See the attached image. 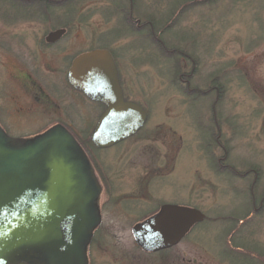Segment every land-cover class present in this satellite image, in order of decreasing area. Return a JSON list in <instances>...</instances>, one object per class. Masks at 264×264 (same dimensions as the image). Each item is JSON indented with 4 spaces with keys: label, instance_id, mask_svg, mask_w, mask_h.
<instances>
[{
    "label": "rangeland",
    "instance_id": "obj_1",
    "mask_svg": "<svg viewBox=\"0 0 264 264\" xmlns=\"http://www.w3.org/2000/svg\"><path fill=\"white\" fill-rule=\"evenodd\" d=\"M59 2L0 0V125L31 137L62 117L80 136L103 189L92 264H264V0ZM94 49L112 53L125 98L149 115L106 150L89 141L102 108L65 88L73 57ZM21 89L62 113L14 119ZM165 204L205 221L145 253L132 229Z\"/></svg>",
    "mask_w": 264,
    "mask_h": 264
},
{
    "label": "water",
    "instance_id": "obj_2",
    "mask_svg": "<svg viewBox=\"0 0 264 264\" xmlns=\"http://www.w3.org/2000/svg\"><path fill=\"white\" fill-rule=\"evenodd\" d=\"M66 33L51 32L46 42L55 44ZM68 80L106 107L91 135L96 148H112L146 125L145 109L124 100L108 50L78 56ZM101 193L87 154L64 127L27 140L0 127V264H89ZM205 218L200 210L165 204L132 233L145 253L155 254L179 245Z\"/></svg>",
    "mask_w": 264,
    "mask_h": 264
},
{
    "label": "flooded vegetation",
    "instance_id": "obj_3",
    "mask_svg": "<svg viewBox=\"0 0 264 264\" xmlns=\"http://www.w3.org/2000/svg\"><path fill=\"white\" fill-rule=\"evenodd\" d=\"M64 38V37H63ZM62 38V39H63ZM48 46H54V45H56V43L55 44H47ZM94 50H105V49H94ZM93 51V50H92ZM88 52H90V51H83V52H81V53H79L78 55H76L75 57H73V59H72V61H71V63H70V66H69V68H68V71H67V73H66V81H67V83H66V92H67V94L71 97V98H73V101H75L76 103L77 102H81V103H83V102H87V101H90V102H92V103H95V104H98L102 109H101V113H100V115H99V118H100V116L103 114V112L105 111V106L102 104V103H99V102H94V101H91L90 99H88L87 98V96L85 95V94H83L82 92H79V91H77L76 89H74L70 84H69V80H68V73H69V71H70V69H71V67H72V64H73V62H74V60L76 59V57H78V56H80V55H82V54H85V53H88ZM112 54V53H111ZM73 54H71V56H72ZM113 56V55H112ZM113 58H114V56H113ZM114 60H115V58H114ZM115 63H116V61H115ZM116 66H117V64H116ZM118 68V67H117ZM120 77V76H119ZM121 83V82H120ZM37 86H38V88H36L37 89V92H39L38 94H40V95H42L41 94V92L42 91H40V86H39V84L38 83H35ZM122 86V85H121ZM123 90V89H122ZM214 90L217 92V93H220V89L219 88H217V87H214ZM31 92H33V91H28V89L27 90H20V91H18V93H17V96H18V98H19V101H18V103H17V105H16V108L14 109V116H13V118L14 119H16V120H22V119H26V118H28V119H32V117L31 116H33L34 114H35V118L37 119V118H40L42 115L43 116H59L60 115V113H62V112H59V106H58V104H55V103H53V101L51 102V104L54 106V109H55V112H51V111H49L47 108H45L44 106L46 105L47 107H48V105H50V103H48V105H47V102H45V100H44V98H36L35 97V95H29V93H31ZM123 94H124V91H123ZM124 99H125V101H129V100H127L126 98H125V95H124ZM27 102H29L28 104H27ZM34 102V103H33ZM48 111H47V110ZM37 111H39V114H38V112ZM24 114V115H23ZM29 117H31V118H29ZM98 118V119H99ZM67 122L66 121H64V119L62 118V117H60V118H58V120L56 121V123L54 124V126H52V127H50V128H47V129H45L44 131H40V132H36L35 134H33V136H31V137H14V138H19V139H32V138H35V137H37V136H39V135H41V134H43V133H45L46 131H48V130H50L51 128H53V127H55V126H62V127H64L66 130H68V132H70L73 136H74V138L75 139H78V140H80V136L78 135V133H76L74 130H73V128H68L69 126L66 124ZM2 127V126H1ZM3 128V127H2ZM3 130L8 134V131H6L4 128H3ZM9 133H10V131H9ZM9 135V134H8ZM10 136V135H9ZM122 144V143H121ZM120 145V144H119ZM118 146V145H117ZM223 149H225V148H223ZM97 174V173H96ZM98 176V175H97ZM100 181V180H99ZM102 191H103V189H102ZM99 207H100V202H99ZM101 216H102V214H101ZM102 220L103 219H101V224H100V226L95 230V232H94V236H93V239H92V242H91V244L89 245V247H88V258H89V264H92V254H90V250H91V246H92V244H93V241H94V239H95V235H96V233L99 231V229L101 228V226H102Z\"/></svg>",
    "mask_w": 264,
    "mask_h": 264
},
{
    "label": "trees",
    "instance_id": "obj_4",
    "mask_svg": "<svg viewBox=\"0 0 264 264\" xmlns=\"http://www.w3.org/2000/svg\"><path fill=\"white\" fill-rule=\"evenodd\" d=\"M18 1H20L21 3H27L28 5L30 4V3H37V1H39V0H23L24 2H22V0H18ZM71 0H61V2H59L58 4H59V6H65V5H67L69 2H70ZM25 5V4H24ZM34 5V4H33ZM49 4H47V5H45V6H47V7H49L48 6ZM44 6V9H46V7ZM174 54H178V55H183L182 53H180V52H176V51H174L173 52ZM188 92L191 94V95H197V96H200V95H202V96H205L206 95V93H204V92H202V91H199V90H194V89H192V90H188ZM90 141V140H89ZM81 142V144L82 145H84L83 143H82V141H80Z\"/></svg>",
    "mask_w": 264,
    "mask_h": 264
}]
</instances>
